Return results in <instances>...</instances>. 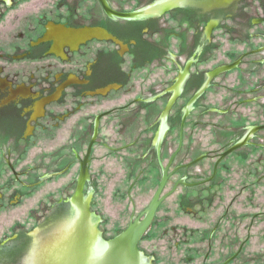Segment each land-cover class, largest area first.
Wrapping results in <instances>:
<instances>
[{
    "label": "flooded vegetation",
    "instance_id": "obj_1",
    "mask_svg": "<svg viewBox=\"0 0 264 264\" xmlns=\"http://www.w3.org/2000/svg\"><path fill=\"white\" fill-rule=\"evenodd\" d=\"M107 1L154 10L86 19L61 14L57 1L8 56L42 63L27 78L0 66V214L44 180L57 183L49 207L26 210L31 231L15 225L0 254L77 213L110 240L144 219L163 183L137 241L144 264H264V238L253 240L254 228L264 233V1L135 0L130 10ZM91 27L110 37L70 45L60 32ZM41 133L56 141L44 166L24 159ZM98 200L113 209L110 227Z\"/></svg>",
    "mask_w": 264,
    "mask_h": 264
},
{
    "label": "rangeland",
    "instance_id": "obj_2",
    "mask_svg": "<svg viewBox=\"0 0 264 264\" xmlns=\"http://www.w3.org/2000/svg\"><path fill=\"white\" fill-rule=\"evenodd\" d=\"M57 1H62V4L58 6L59 12L61 14H66L67 9H70L71 12L75 16H81L82 18H89L91 12L94 13V16L97 19L103 18L102 10L99 7V4L96 0H12V4L5 5V3L0 4V54L3 57H0V66L7 67V69H16L20 70V74L23 75L22 78H27L28 71H31L35 68V65H39L42 62L31 61L28 58H20V59H10L8 56L21 53L15 52V45L25 46L27 43L29 36L20 37V34H25L28 31L29 27L37 26L38 17L41 15H45V17L55 16L56 12H53V6L57 5ZM264 1V0H263ZM115 8H123L125 10H130L135 7V0H109ZM200 12V11H199ZM169 25H173L172 28H177L175 23H171L169 21ZM263 31H264V25ZM173 28V30H174ZM244 27L242 26V29ZM254 29V28H252ZM175 31V30H174ZM90 46L91 49H95L102 45V47H112L116 48L114 45L108 43L107 44H97L93 43ZM225 48V47H224ZM92 56V55H91ZM78 56H75V58ZM47 61L50 59L47 58ZM64 64V63H63ZM19 79H22L20 76ZM260 109V106L258 107ZM254 111V109H253ZM254 112V116H255ZM51 133V132H50ZM50 133H41L36 137V146L30 149L26 156L25 160H28L30 164H39L40 166H44L49 161L52 160L51 153L53 152V147L56 141L53 139V134ZM264 133V132H263ZM261 135V133L259 134ZM14 153V152H13ZM255 161V160H254ZM3 166V165H2ZM256 166V165H255ZM0 174H4L1 171ZM4 169V168H3ZM17 169L21 168V162H18ZM259 172L262 170L259 168ZM10 175V174H8ZM11 177V176H10ZM4 178L0 177V182L3 181ZM57 186V183H54L52 179L44 180V182L31 189L29 196L24 195L23 199L19 200L18 203H13L12 206H8L5 208L6 211H2L0 214V243L3 240H8L12 238L14 232L15 225L21 228V232L19 234H23L26 231L30 230L35 224V219L32 215H26V210L28 208H39V203L42 202L46 207H49L52 203L49 202L50 198L54 197V191ZM12 189H18L21 191H26L22 189L20 183L16 182L12 179ZM64 191L66 189L64 188ZM101 195L98 196V198ZM15 200V199H14ZM101 211H103L107 221V224L113 222L115 219L110 211V208L104 206L103 200H98ZM116 206V205H115ZM121 206V205H118ZM117 207V206H116ZM115 208V207H114ZM115 211V210H114ZM110 213V215H109ZM12 223V224H11ZM259 225L262 224L261 221H255ZM11 226L9 227V225ZM19 228V229H20ZM51 230V229H49ZM48 230V231H49ZM264 233L258 228H254L253 231V240H263ZM24 247L17 246L18 248L13 247L12 245L5 249L7 252H3L0 254V264H13L17 261L25 259L30 256V251L32 250V245L30 242L23 244ZM15 246V245H14ZM259 247H254V250H258Z\"/></svg>",
    "mask_w": 264,
    "mask_h": 264
},
{
    "label": "water",
    "instance_id": "obj_3",
    "mask_svg": "<svg viewBox=\"0 0 264 264\" xmlns=\"http://www.w3.org/2000/svg\"><path fill=\"white\" fill-rule=\"evenodd\" d=\"M9 1V0H4ZM106 16L115 19L131 20L146 14L145 10L118 11L110 6L107 0H97ZM3 1L0 0V4ZM62 29V30H61ZM63 38L71 45L88 38L110 37L99 27L64 29L60 28ZM259 128V127H256ZM255 128V129H256ZM253 129V130H255ZM232 150L229 149V151ZM228 152V151H227ZM86 175V156L81 162L80 179L75 195L80 196L84 176ZM161 183L151 203L146 208V216L141 222L131 224L126 230L110 240H100L99 232L91 225L89 216L74 214L73 218L60 226V230H51L47 235H39V242L32 246L29 261L22 259L13 264H144L137 249V241L150 223L159 203L158 194ZM107 224V227H110ZM106 231L105 235H112Z\"/></svg>",
    "mask_w": 264,
    "mask_h": 264
},
{
    "label": "bare ground",
    "instance_id": "obj_4",
    "mask_svg": "<svg viewBox=\"0 0 264 264\" xmlns=\"http://www.w3.org/2000/svg\"><path fill=\"white\" fill-rule=\"evenodd\" d=\"M153 10H154L153 7H149L147 10H145V12H147V13H151Z\"/></svg>",
    "mask_w": 264,
    "mask_h": 264
}]
</instances>
